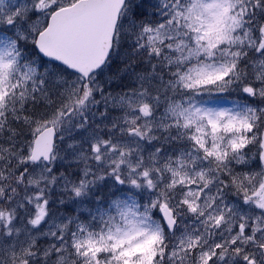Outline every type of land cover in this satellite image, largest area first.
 Returning <instances> with one entry per match:
<instances>
[{"label": "snow or ice", "instance_id": "obj_1", "mask_svg": "<svg viewBox=\"0 0 264 264\" xmlns=\"http://www.w3.org/2000/svg\"><path fill=\"white\" fill-rule=\"evenodd\" d=\"M0 264H264V0H0Z\"/></svg>", "mask_w": 264, "mask_h": 264}]
</instances>
